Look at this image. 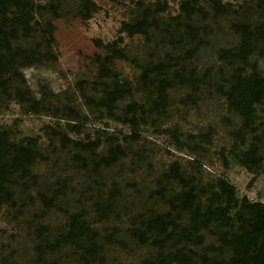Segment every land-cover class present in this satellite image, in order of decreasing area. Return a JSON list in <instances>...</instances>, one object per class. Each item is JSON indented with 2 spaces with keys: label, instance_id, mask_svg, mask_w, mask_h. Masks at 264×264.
Listing matches in <instances>:
<instances>
[{
  "label": "trees",
  "instance_id": "trees-1",
  "mask_svg": "<svg viewBox=\"0 0 264 264\" xmlns=\"http://www.w3.org/2000/svg\"><path fill=\"white\" fill-rule=\"evenodd\" d=\"M98 1L0 0V109L57 122L47 147L0 130V214L27 234L26 258L0 254V264H127L123 255L130 264H264V202L241 198L225 177L205 181L199 160L157 171V145L143 135L203 153L215 129L193 134L180 123L219 98L237 121L234 162L264 173V0H182L176 17L165 16L167 0H110L129 3V19L113 42L95 40L106 51L93 58L96 77L35 92L24 70L58 63L56 22L90 21ZM206 55L214 62L202 69ZM98 122L129 131L93 137Z\"/></svg>",
  "mask_w": 264,
  "mask_h": 264
},
{
  "label": "rangeland",
  "instance_id": "rangeland-1",
  "mask_svg": "<svg viewBox=\"0 0 264 264\" xmlns=\"http://www.w3.org/2000/svg\"><path fill=\"white\" fill-rule=\"evenodd\" d=\"M167 1L169 10L165 16L176 17L179 14L182 0ZM98 2L101 10L90 21L66 22L59 20L56 22L58 63L24 70L35 92L38 93L44 86L50 87L56 92L74 90L78 80H93L96 77L97 68L93 63V58L96 54L105 55L106 51L99 49L95 40H101L105 44L116 40L119 37L122 22L129 19L127 13L128 7L131 6L129 3L117 4L110 0ZM223 2L238 8L243 5L244 0H223ZM200 62V68L207 69L214 61L206 55L200 59ZM260 65L264 71V61H261ZM117 67L125 76L134 80L135 74L129 63L118 60ZM231 117L226 110L224 101L219 98L211 101L208 107L202 106L197 111L189 112L187 120L180 123L186 132L197 134L199 130L209 126L215 129L211 144L206 145L205 152L198 154L177 151L171 144L170 138L165 134H154L151 130L144 132V137L157 145V154L154 158L156 170L161 172L168 168V165L174 160H180L184 166L188 162L199 160L205 181L225 177L237 187L241 198L247 197L251 202H264V173L255 177L233 160L236 140L231 133L236 130L237 121ZM177 119L174 118V121L177 122ZM229 119H232V124L228 122ZM108 123V126L101 122L91 125L89 129L92 136L96 137L93 133L103 127L110 128L112 132L129 131L128 128L120 124ZM168 125L165 127L166 129L171 128L170 126L173 124ZM47 126L57 127L56 120L47 116L26 115L16 104L0 109V130H12L16 132L15 135L18 139L37 137L40 139L41 145L47 147L48 142L45 136ZM166 151H170L171 155ZM137 182H140L139 176ZM52 220L55 221V217ZM53 223L55 222L51 224ZM124 223L123 228L126 229L129 219H125ZM22 236H27L25 230L21 231L17 224L8 218V214L4 210L0 214V254L5 255L11 252L15 255L20 254V259L26 258L22 253L25 246ZM125 256L123 255V260L130 264L132 259H125Z\"/></svg>",
  "mask_w": 264,
  "mask_h": 264
}]
</instances>
